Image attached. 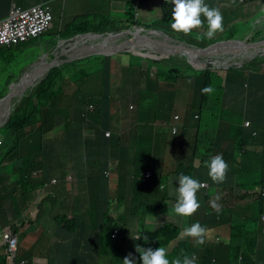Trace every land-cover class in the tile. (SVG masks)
I'll use <instances>...</instances> for the list:
<instances>
[{
    "label": "trees",
    "instance_id": "trees-1",
    "mask_svg": "<svg viewBox=\"0 0 264 264\" xmlns=\"http://www.w3.org/2000/svg\"><path fill=\"white\" fill-rule=\"evenodd\" d=\"M12 1L0 0V17L5 16L7 10L9 11ZM20 2L26 4L27 1L20 0ZM144 8L147 9L146 6ZM172 10L173 6L171 5H167V8L162 7V14L157 20L158 23L155 22L157 24L147 26V28L162 29L179 40L204 45L222 40L238 39L239 33L234 34L233 29L230 32L226 31L224 35L217 39H207L206 37L197 39V36L203 34V32L196 30H192L190 33L174 31L171 28ZM126 14H128L126 20L98 16L89 21L87 18L80 20L77 17L67 25L64 31V38H71L83 33L100 34L131 28L135 25H143L141 23L142 19L137 21L136 8L133 2H131V7L126 10ZM244 26L250 27L248 23L243 24ZM243 27L241 26L240 28ZM258 36L259 39H264V34L259 33ZM54 45L55 43H52L51 47ZM10 53V50L6 51L0 48V91L5 90L14 83L20 73L29 66V64L21 61L22 58L19 54ZM117 57L105 56L86 61L100 60L103 62L102 69L99 71L102 72L106 90L100 96L93 95L85 89V86L89 84L98 86L99 81L97 82V80L99 78L95 72L80 69L78 73L74 71L67 74L65 72L66 69L74 65L66 64L51 70L37 87L28 89L18 101L9 121L0 129V135L2 136L0 143L4 145V147L0 146V151H2L0 152V232L4 226L11 222V218L24 221V223L29 221L33 224L34 221L31 216L35 215L33 211L34 205L39 201L42 189L47 183L57 178L60 181L59 184L52 191H49L39 204V218L43 216L46 204L52 203L53 213L55 212L53 219L56 220V237L67 241L62 244L66 250H68L67 245L70 240L69 242L73 246L79 243L80 246L84 245L89 249L96 257L95 259L90 254L93 260L96 261L95 264H122L116 259L105 256L102 248L104 235L102 231L110 228L102 214L108 212L114 215L115 203L118 202L115 196H122L121 193H118V190L111 188V179L107 177L106 172L112 169V160H118V168L122 165L132 166L128 171V178L132 182L133 194L138 198L137 184L140 180L146 178L147 172H142L148 169L142 168L141 173H138L137 167H139V164L137 163V158H132L130 162L119 159L117 153L112 149L113 146L118 145L117 142L121 139L118 135L113 136V138L101 135V146L103 148L99 146L91 154L86 151L85 138V130L89 128L90 122L95 118V115L89 112L91 106L96 108V112L107 116L104 113L106 108L109 111V115H111V81L113 79L114 59H117ZM135 60L139 62L138 58L134 59L131 62L132 64H130V68L128 70L125 69V76L127 77L120 81V86L117 89L118 96L121 98L119 102L121 104L128 102L129 104L139 105L150 99L155 103H166L175 110H178L179 106L182 105L185 129L195 125L197 131L199 130V134L205 133L211 136L212 139L225 134L224 128L216 132L219 125L218 119L222 120L224 116H232L236 103L247 93L245 88L247 84L264 83V75L253 77L250 75V72L254 70L258 74L262 73L261 67L255 69L258 66L256 64L253 65L252 69L241 67L240 65L238 68L233 67L231 70L230 68L217 67L206 71H196L189 61L185 59L192 73L175 76L163 66L156 65L154 60L146 59L149 62L147 67L144 64L145 61L140 60L141 62H139L141 64L140 73L145 77L144 84L137 87H128L125 81L139 74ZM164 62L173 61L166 59ZM243 62L245 61L241 60L238 64H243ZM155 71H157L160 78L153 81V84L149 86L150 80H152L151 76ZM74 73L75 75H70ZM120 76L121 73L118 77ZM164 76L165 79L162 80ZM66 84H69L68 89H66ZM181 84L184 85L183 89L179 87ZM207 85H212L214 88L213 93L210 95L201 91ZM1 96L2 94H0V99ZM161 114L164 115L166 112ZM171 119L172 116L154 118V122L168 124ZM72 120L75 121L74 124H77V128L67 130L66 125L69 122H73ZM65 129L67 131L66 134ZM60 132L62 134L58 136V140L52 139L55 134ZM137 139L139 142L140 137ZM147 150L148 153L143 158V163L149 161L151 157V147L147 146ZM222 150L227 151V148H222ZM200 151L204 153L210 150L201 149ZM66 160L74 163L72 170L77 171V176L79 174V179L74 184V188L79 190V193L75 197V216L73 218L68 211L70 208L68 205L70 188L66 182L68 173L64 172L66 166L61 169L59 175L55 173ZM77 161H82L83 166ZM255 161L258 164H262V174L258 182L253 184V186H261L264 189V155L255 156ZM96 162H98L97 165H95ZM180 168H183V166L180 165ZM164 188L161 194L166 195L167 192ZM254 205V207L249 208V211L253 209V212L239 219L237 218V221L233 224L253 219L256 212H259V216L262 217L264 215V199L259 200ZM162 209V207L144 208V211L146 214H152L157 217L159 215L157 211ZM131 210H133L131 207L127 210L125 209V216H130L132 212L129 211ZM206 212L209 213L210 210ZM120 216L123 217L122 215ZM114 218L117 221V217L114 216ZM159 222L160 219L155 218L153 226H161L160 230L143 235V237L148 238L147 241L144 238L141 240L131 238V241H129L128 237H131V232L134 234L135 232L131 229L127 230L123 222V225L119 228V238L114 244L121 247H129L134 255L139 257L140 254L135 252L136 245L144 247L146 243L155 241L160 246H165L176 241L180 236V229L173 225L158 224ZM116 224L119 226V223L116 222ZM233 224H226V228L230 233H233L232 238L235 241L237 239L235 231L238 230L233 228ZM230 227L232 230H230ZM245 229H247L246 226ZM169 232L177 235L168 238L163 244L161 240ZM179 246H189V248H197L203 253H207L209 264L213 263L215 252H212L211 249L215 248L214 245L207 244L206 241L203 245H198L196 242L191 244L190 241H186ZM182 249H177L175 252L181 253ZM218 251L221 252L222 248H218ZM19 252L21 254L24 252L23 244L20 246ZM231 253L234 257L224 264H233L240 261V253L238 254L233 248H231ZM242 262L243 264H256V260L253 257H244ZM0 264H5V256H2ZM68 264L78 263L71 260Z\"/></svg>",
    "mask_w": 264,
    "mask_h": 264
},
{
    "label": "clouds",
    "instance_id": "clouds-1",
    "mask_svg": "<svg viewBox=\"0 0 264 264\" xmlns=\"http://www.w3.org/2000/svg\"><path fill=\"white\" fill-rule=\"evenodd\" d=\"M15 1L16 0H13L11 2L10 6H9L8 14L6 16L2 17L0 19V22L5 20V19L7 20L10 17V14H11L13 7L20 9L22 12L29 11V10L33 9V7H36V6H40V8H41V19L39 20V22H37V26H38V29H37L38 34L37 35H35V36L32 35V36L28 37L26 40H18L17 42L12 43L10 46L0 45L1 49H4L6 51L10 50L11 53L19 54L20 57L22 58L21 61L29 64V66L20 73V75H21L24 71L28 70L29 68H32L35 64L37 66L42 65L45 67L46 63H48L52 59V53L55 51V49L58 47V45L61 43V41L71 39L77 35H75L71 38H64L63 35L61 34L58 37V40H56L55 42L45 44V46L42 48L41 53H39V55H44L46 57L42 61H40V58L35 59L33 61L25 60L24 55L26 53V49H25L26 44L31 42L32 40L39 38L42 35L48 33L54 27L55 19H54V16L52 14L51 4H52V2H54L56 0H32L31 4H29L30 0H26L27 1L26 4L21 3L20 0L18 2H15ZM160 1L162 4V7L167 8V5L173 6L171 28L174 31L183 32V33H190L192 30H196L198 32H203V34L197 36V39H204L205 37L207 39H217V38L221 37V36H219V37L213 38L217 32L223 31V15L220 12L221 8H219L218 6L220 4H222V6H227V4L229 3L227 0H160ZM131 2H133L134 7L136 8V13L138 12V14H139V13H141L140 10L145 9L144 8V6H146L145 0H129L128 1L129 7H131ZM142 2H143V4L141 5ZM117 3L118 2H116L114 4L117 5ZM239 3H240V7L242 9L243 8V0H239ZM23 5H25V6H23ZM248 5H251V4L248 3L247 6ZM124 6H125V10H124L123 14L128 15V14H126V10L128 9L127 5L124 4ZM145 11H149V10L145 9ZM145 14H146V12H145ZM201 16H203L207 19V24H208V28H207L208 30L207 31H203V28H205V27L202 26L203 21L201 19ZM76 18H74V20ZM140 19H141V15L139 18L137 17V21ZM258 26L260 28L257 31L254 30V33L249 34L245 39L238 38L237 40H228V41L222 40V41H218L216 43H210V44H206V45L198 44V45L207 46V45H214V44H217L220 42H231V41H242L243 42V41H245L252 48L243 52L242 54H249L250 53V54H255L256 57L264 58V46H263L264 39H259V36H258L259 33L264 34V10L262 12V17L257 18L254 21V28H257ZM66 27L67 26L64 27V31H65ZM142 27H144L148 30L154 29V28H147V26H145V25H137V26L135 25V26H132L131 28L141 29ZM124 29H130V28H124ZM119 30H122V29H119ZM155 30H162V29H155ZM231 30L232 29L229 26H227L226 31L230 32ZM64 31H61L60 33L64 34ZM115 31H117V30H115ZM162 31H164V30H162ZM164 32L167 33L166 31H164ZM87 34H89V33H83V34H78V35H87ZM90 34H94V33H90ZM100 34H102V33H100ZM167 34L170 35L169 33H167ZM224 34H225V32L222 35H224ZM170 36L173 38H176L172 35H170ZM176 39H178V38H176ZM82 40H85V38H82ZM184 42H186V41H184ZM52 43H55V45L53 47H51ZM189 43H192V42H189ZM132 52L139 54V53H145L147 51L137 49V50H133V51L122 52L120 54L124 53L125 55H128V54H132ZM118 55L119 54L110 55V56H118ZM145 57H147V56H145ZM100 58H102V57H100ZM146 59H152V58L147 57ZM235 59L236 58H234L232 60H235ZM152 60L155 61V59H152ZM159 60H164V59H159ZM167 60H174V59H167ZM238 60H240V59H238ZM85 61H87V60H85ZM85 61H82V62H85ZM35 62H38V63H35ZM245 62H247V61H245ZM40 63H43V64H40ZM79 63H81V62H79ZM66 64H77V63H66ZM240 65L241 64H237V67H239ZM213 69H215V68H213ZM208 70H210V69H208ZM196 71H198V70H196ZM250 73H252L254 75L261 74V73H259V74L256 73L255 70L251 71ZM20 75L18 76V78L20 77ZM18 78H17V80H18ZM17 80L14 83H16ZM162 80H164L163 77H162ZM14 83H12V84H14ZM261 85L264 86V83L261 82ZM10 86L7 87L5 90L0 91V94H2L0 101L10 93ZM37 86H34V87H37ZM34 87H32V88H34ZM201 91L204 94L210 95L211 93H213L214 88L212 85H207L204 88H202ZM22 96L17 100V102L15 103V106L17 105L18 101L22 98ZM120 100H121V98H119L118 92L111 93V115H109L108 109L105 108L104 113H106L107 116L102 115L103 119L101 121L102 124L105 126V134L100 133V136L104 135L108 138H113V136H115V135L120 136L121 139L117 142L118 145H122V146L126 145L127 147H131L132 143L136 142L140 145L136 148V152H138V153L142 152L144 154V157H145L148 153V150L146 148L147 145L146 144L143 145V142H141V136L142 135H147V134L152 133V132L154 134L156 132H158L160 134H165V135L170 134L172 137L175 138V143H184V142L188 141L187 140L188 138H190V140H191L194 137H198L196 147L193 150V153H191L190 156L185 161L188 164V167L182 165L183 168H180L179 165L175 164L178 166L179 172H181V174L178 177V185L179 186L176 188V192L178 193V198H177V201L173 205L174 206V213L179 215V219L181 221L186 222L187 224L171 223L168 225L169 226L170 225L177 226L180 229L179 235L187 236L186 238L181 236V239L179 242L190 241V242H192V244L194 242H196L198 245H203L206 241L207 244L214 245L215 248L211 249L212 252H215V258L212 260V262H213L212 264H224V263L228 262L231 258L234 257L231 253V248H233V242H234V240L232 238L233 233H230L229 230L223 232V230H227L226 224H233L235 221H237V218L239 219V217H243L246 214L253 212V209H251L249 211V208L254 207L255 206L254 204L256 202L264 199L263 187H261V186L254 187L253 184H251V185L242 184L241 181L238 180V178L241 177L242 173L238 174V175H236L237 176L236 177L237 183L235 186H239V187L251 186V188L254 191L250 192V195H246V197L243 200H230L228 197V194L234 195V192H235L234 187L235 186H232L233 188H231V189L226 188L227 190H224L225 187H219V185H216L218 190H215L212 188L210 183H207L205 181L200 182L197 179L198 177L196 176V174L202 173V172L198 171V168L196 167V161H199L202 164H207L206 166L209 169L208 175L212 179V181H214L215 183H219V184H226L227 183L228 178H229V176H227V172H228V168L230 167L228 161L233 162L234 155L232 153L234 151H236V150H228L229 141H227V138L224 135L221 137H217V138H219V142L216 144L215 148H207L205 146V144L203 143V141L206 139H212L211 136H208L205 133H202V135L199 134V130L197 131V128L195 127V125L193 127H189L187 129H185L186 126L184 125V122H182L179 125L174 123L175 117H176L177 122L181 121V117L176 116L177 110L172 108L170 105H168L166 103H164V104L158 103V102L155 103V102L151 101L150 99L144 101L143 103H141L139 105L129 104L128 102H126L125 104H121L119 102ZM243 100H244V97L239 99V101L236 104L241 105V102ZM184 103H185V101H184ZM15 106L13 107V109L15 108ZM118 108H125L127 111H129L131 113V119H130L129 123L126 125V127H124V128H119V127L115 126V123H114L115 109H118ZM13 109L11 110L9 119L11 117ZM95 109L96 108L91 106L89 112L91 114L95 115V111H96ZM179 109H181L182 111L184 110L182 105L179 106L178 110ZM238 109H241V106H238ZM163 112H166V114H164V115L161 114ZM133 116L138 117V120H139L138 123L132 121ZM167 116H172V119H171L170 123H168V124H162L159 122H154V118H164ZM9 119H8V121H9ZM93 122L94 121L90 122V126L97 127V128H99L101 126V123L98 125H95ZM226 126H231V124L229 122H227L224 124V126L222 128H225ZM254 126H256L257 128L260 127L259 129L264 131V111L254 114L252 116V121L251 122L248 121L246 123V128L252 130V136L254 138H258L260 136V134L256 130H254ZM217 131H218V128L216 129V132ZM97 132H98V130H97ZM138 137H140L139 142L137 139ZM244 144H247V143L244 142ZM244 144L242 145V153L246 154V152H253L254 151V149H252L253 146L249 147V146H245ZM247 147H248V150H247ZM222 148H227V151H223ZM201 149H207V150L209 149L210 151L204 152L206 154L211 153V152H213V153H225V154L224 155L217 154V155L211 157L209 159V161H207L205 159V154L201 153V151H200ZM245 150H246V152H245ZM226 155L227 156L230 155V159H228V158L226 159L225 158ZM246 155H248V154H246ZM254 156H257V155H254ZM191 159L193 161H192V163H189V161ZM142 160H143V158H142ZM152 176L153 175L151 172H148L146 175L147 178H151ZM55 181H57V182H55ZM73 181H74V179L71 176H69V174H68L67 178H66V182L69 184ZM59 182H60L59 179L55 178L51 182L47 183L44 186V188L41 191V196L39 198V201L37 202V204L34 205L33 211H34L35 215L31 216L32 220H37L39 218V211H38L39 204L45 198L47 193L49 191H52L53 188L59 184ZM69 188H70V184H69ZM199 190L202 193H204L206 198L208 199L209 209H207V210H210V212L208 214L210 217H211V215L215 214V211L219 212L221 210L219 218H218V220H221L220 234L217 235L216 241H210V239H209V232H211L214 229H211V231L207 232V229L205 227L206 225L199 223L200 221H199L198 216L204 207L201 199H198V197H197V193L199 192ZM217 191H218V193H217ZM54 197H56V196L54 195ZM50 204L53 207V204L52 203H50ZM115 207H116V209L113 210L114 215H111L108 212L106 214H102L106 223H108L110 225V228H108L107 230L112 232L110 234V237H112L114 239V243L119 238V230H120L119 228L121 227V225H123V222L125 221V219H129L130 224L132 221L138 219L139 222H138V225L136 228L138 229L139 232H141V234H139V232L135 228L134 229L135 234L133 232H131V238L134 240H141L142 238H144V240L147 241L148 238L143 237V235L148 234L149 232L153 233L154 230H151L148 227L145 228L143 224L140 226V220H141L140 217L125 216L124 211H123V207L119 206L118 203H115ZM73 209H75V205L73 206ZM68 211L70 213V216L73 218L75 216L74 210L72 213L73 215L70 212V208L68 209ZM57 212H60V211H57ZM54 213L52 210L50 218L56 224V220L53 219ZM137 213L138 212H134V214H137ZM44 214H45V212H44ZM158 214H159L158 217L160 218V221H161V217L164 213L158 212ZM120 215H122L123 217H121ZM146 215H149V214H146ZM114 216L117 217V221L115 220ZM228 216H229V218H228ZM10 220H11V222L9 224H7L6 226H4V228L0 232V245H1L0 246V251H1L0 262L2 260V256H5V264H17L16 260H17V257L19 254V249L21 246L20 233H22V231H24L28 227L27 222H29V221H26L24 223V221L14 220L12 218ZM144 220L145 219L143 218V221ZM189 220H192V221L189 222ZM116 222L119 223V226H117ZM207 222H208V219H207ZM262 222H264V215H262ZM233 228H236V224H233ZM111 229H114V230H111ZM131 230H133V229H131ZM230 230H232L231 227H230ZM11 231L13 232L14 236L18 238V241H19L17 255H16L13 263L9 262V254L7 252L8 244L4 241V238H3V235L5 233L11 232ZM55 231H56V226H55ZM224 233H225V235H224ZM113 235L115 237H113ZM212 239H213V237H212ZM69 241H68V245H67L68 250H66L62 246V244L66 243L67 241H63L62 239H59L58 237H56V232H55L54 236L51 238V240L47 241L45 243V245L39 249V255L41 253H45V252H49L50 254H52V258H50V259H46L45 257H42L40 255V258L42 259L43 263H46V264H68L71 262V260L74 262H77L78 264H95L96 263V261H94L93 258L90 256V254H92L93 256H94V254L89 249H87L86 247L83 248L82 246L79 245V243H77V244H75V246H73ZM224 241H228V243H225ZM174 242L175 241H173L171 244H173ZM171 244H169V245H171ZM104 246H105V242L103 241L102 242V248H104ZM116 246H117V248L122 250L123 255L125 254V249L129 248V247H121L119 245H116ZM220 247L222 248L221 252L218 251V248H220ZM2 248H3V251H2ZM168 249H171V247L159 245L158 248L153 249L151 247L144 248L140 245H136L135 252L140 254L139 257H136L134 255L133 251L130 249L131 252L128 253V255L123 259L122 264H140L141 263L140 261H142V264H196V260L199 261V264L200 263L201 264H203V263L209 264L208 259H207V257H208L207 253H202V252L200 253L197 248H189L188 250H184V247H180L178 245L176 247V250L182 249L181 254L183 255V259L177 257L171 261L169 259L172 255L168 258ZM190 250L194 252L193 257H189L186 255L187 252ZM195 252H198V254L200 256L199 258ZM103 253H107V252L103 250ZM20 255H21V253H20ZM244 257H246V256L245 255L240 256L239 260H240L241 264H243L242 260H244ZM21 259L22 260H21L20 264H28L29 263V259H25L23 257H21ZM95 259H96V257H95Z\"/></svg>",
    "mask_w": 264,
    "mask_h": 264
},
{
    "label": "rangeland",
    "instance_id": "rangeland-1",
    "mask_svg": "<svg viewBox=\"0 0 264 264\" xmlns=\"http://www.w3.org/2000/svg\"><path fill=\"white\" fill-rule=\"evenodd\" d=\"M19 0H16L15 2H18ZM128 1L129 0H56L52 2L51 7H52V14L54 16V27L46 34L40 36L39 38L32 40L31 42L26 44V53L24 55L25 60L28 61H33L35 59L40 58V61L44 60L46 57L44 55H39L41 53L42 48L45 46V44L55 42L58 40V37L63 34L60 33L61 31H64V27L67 26L69 23H71L74 18L79 17L80 20H84L85 18L89 19V21H92L95 17L97 18L98 16H104L108 18H121L126 20L128 18V15L123 14L122 12L124 11L122 7V12L121 14H118L117 12L114 11V3H123L128 6ZM229 3L227 6H222L220 4L218 7L221 8L220 12L223 15V31L222 32H217L213 38L222 36L224 32L227 30V26H229L231 29H233L234 34L239 33L238 38L240 39H245L249 34L254 33V30L257 31L260 27L258 26L257 28H254V21L257 18L262 17V12L264 10V0H243V8L241 9L239 0H227ZM146 3V8L149 11L140 10L141 13L138 14L137 12V17L139 18L141 15V23L145 26H154L157 24V20L162 14V4L160 0H145ZM250 3L251 5L247 4ZM143 2L141 3V5ZM247 6V7H246ZM146 12V14H145ZM146 18V19H145ZM145 19V20H143ZM201 19L203 21L202 26L205 27L203 28V31H207L208 29V24H207V19L203 16H201ZM157 22V23H155ZM248 23L250 27H243V24ZM239 25V27H237ZM243 28H240V27ZM64 37V34H63ZM49 54V53H48ZM147 52L145 53H139L136 54L135 52H132V54L125 55L119 54L117 59H114V71H113V79L111 81V93L117 92L118 87L120 86V81H122L126 74V70L130 68L131 62H133L134 59H139L138 61L141 62L140 60L145 61L144 64L147 67L149 62L146 60L147 57L146 55ZM255 54H241L239 55L235 60H227L228 62L226 63H221L220 65L216 66L219 68H230V70L235 66L237 67V64L239 61L244 60L247 62H243L241 64V67H248V68H253V65L256 64L258 65L255 69L261 67L262 68V73L259 75H254L250 74L253 76H262L264 75V58L261 57H256ZM186 59V58H185ZM184 57L178 56L174 60H170L173 62H164V60H155L156 65H161L165 69H167L172 75L178 76V74H191L192 72L189 70L188 65L186 64ZM240 59V60H238ZM187 60V59H186ZM135 60V64L138 66V76L131 77L129 80L125 81V84L128 87H137L141 86L144 84L145 77L141 72V64ZM38 63V62H35ZM66 65V64H65ZM74 65L72 67H69L66 69V73L74 72L78 73L80 72V69H86L87 71H92L95 72L98 75V86H93L92 84L86 85L85 89L88 90L90 93L93 95L99 96L101 95L105 90V82L102 79V72L99 71L101 70L103 66V62L100 60H93L92 62H81L77 64H70ZM214 67V68H216ZM126 69V70H125ZM123 71V72H122ZM70 74L71 76L75 75ZM121 73V76L118 77ZM117 76V78H116ZM37 77L36 74H34L33 78L35 79ZM152 80H150L149 86L153 84V81L160 78L157 74V71H155L152 76ZM165 79V76L163 77ZM175 80V79H174ZM181 89L184 88V85L181 84L179 86ZM69 88V84H66V89ZM247 89V93L244 96V100L241 102V105L236 104L235 107L233 108V114L231 117H226L224 116L223 119H218V131L224 126L225 123L229 122L231 124L230 127V135L231 137L227 138V141H229V146L228 150H237L238 148H242V144L245 146H255L253 152H246V154L251 155H257V151H261L263 147L261 146L262 143L259 141H262L264 137H262V134L264 136V131L257 128L254 126V130H256L260 136L258 138H254L252 136V130L246 128V123L248 121H252V116L258 112H263L264 111V86L261 84H255L253 85L252 83H248L247 86L245 87ZM238 106H241V109H238ZM176 116L181 117V121L177 122L176 117L174 123L177 125L181 124L183 122V113L182 110L179 109L176 111ZM126 117L122 118L125 119ZM102 119L103 116L95 111V118H94V123L95 124H100L101 126L98 128V132L101 134H105V126L102 124ZM74 126L71 124L68 126V128H73ZM91 131L92 129L86 130V139H87V147L86 151L87 153L90 151V144L92 143L91 139ZM217 131V132H218ZM64 133V132H63ZM60 135V133L55 134L52 139H57V137ZM195 136V135H194ZM0 135V139H1ZM187 142L184 143H175V138L172 137L170 134L165 135V134H160L156 132L153 137L146 143V145H149L152 147L150 156L153 155L155 150L157 148L164 150L165 152V157L167 158V163L170 165H183L188 167V164L185 162L187 158L190 156L191 153H193V150L196 147V143L198 140V137H194L193 139L190 140V138L187 139ZM190 140V141H189ZM247 141V142H246ZM219 142V138H213V139H206L203 141L205 146L207 148H215L216 144ZM1 147H4L3 143H0ZM142 145V144H141ZM264 145V144H263ZM95 149L96 145H93ZM140 146L138 143L133 142L131 147H126V158L125 160L131 161L132 158L136 155V148ZM2 152V151H0ZM264 152V151H263ZM205 154V159L209 161V159L217 154H222L224 155L225 153H204ZM142 158H144V154L142 152L138 153L137 156V163L139 164L138 173H141L142 168H146L148 170H153L154 168L157 167V163L154 161H147L143 163ZM192 159L189 161V163H192ZM66 162H63L62 165L59 167L58 171H56V174H59L61 169L66 166ZM77 163L82 164V161H77ZM136 163V164H137ZM96 163L95 165H97ZM143 164V165H142ZM207 164H202L199 161H196V167L198 168L199 172H206L208 173L209 169L206 166ZM185 167V168H186ZM64 172H67L69 176H71L74 181L69 183L70 184V192L69 196L70 199L68 201V205L70 206V212L71 214L73 213V206L75 205V197L78 195L79 190L74 188V184L77 182V171L72 170V167L69 166ZM246 174V171L242 173L241 177L243 179L244 175ZM212 181V179H211ZM215 183L214 181H212ZM139 186V195H146L149 193V191L145 190L142 187V184L138 182L137 184ZM254 191L251 186L248 187H239L237 186V193L235 195H230L228 194V197L230 200H243L246 195H250V192ZM227 207V206H226ZM53 207L50 203L46 204L45 206V214L43 217H50L52 213ZM221 211V210H220ZM220 211L217 212L215 211V214L211 215V218L214 220L213 226H215V229L209 232V239L210 241H216L217 235L220 234V232L217 230L219 224H221V220H218ZM73 215V214H72ZM260 213L256 212L254 214V218L245 222H240L236 224V228L238 231H235V237L237 238L233 242V249L240 253L241 255H245L247 258L248 257H253L256 260V264H264V222H262V217L259 216ZM259 217V218H258ZM178 218V215L174 213V206L170 208L169 212H164V214L161 217V223L162 224H171V223H176L174 222ZM229 218V216H228ZM241 221V220H240ZM139 220H134L129 222V219H125L124 224L127 230L129 229H135L138 225ZM245 226L247 229H245ZM228 231L223 230V232ZM104 233L103 235V241L105 242V246L103 248L105 253V256H108L112 259H116V261L123 262V259L130 253V249L127 248L125 249V254H122V250L115 247L114 245V239L110 237V234L112 233L111 231L105 229L102 231ZM20 237L23 238L22 233H20ZM113 237H115L113 235ZM122 237V234H121ZM213 237V239H212ZM208 239V238H207ZM208 239V240H209ZM225 243H228V241H224ZM149 246H144V248L151 247L153 249L158 248L159 244L156 243L155 241H152L151 243L148 244ZM85 248V246H82ZM199 250V249H198ZM191 251V250H190ZM184 254V253H183ZM194 252H187V256L193 257ZM42 257H45L46 259L52 258V254L49 252L41 253L40 254ZM181 258L183 259V255H175L170 257V261L175 259V258ZM21 255L20 252L17 257V264L21 263ZM142 264V261H140ZM28 264H38L36 263L32 258L29 259ZM196 264H199V261L196 260ZM233 264H241L240 261L234 262Z\"/></svg>",
    "mask_w": 264,
    "mask_h": 264
},
{
    "label": "crops",
    "instance_id": "crops-1",
    "mask_svg": "<svg viewBox=\"0 0 264 264\" xmlns=\"http://www.w3.org/2000/svg\"><path fill=\"white\" fill-rule=\"evenodd\" d=\"M31 3H32V0H30L29 4H31ZM120 6H122L123 9L125 10V6L123 3H117V5H114V8H113L114 11L117 12L118 14H121V12H122V7H120ZM7 14H8V10H7L5 16ZM2 17H4V16H1L0 19ZM124 117H126V118L122 119ZM130 119H131V113L129 111H127L125 108L115 109V120H114L115 126H117L119 128H124L129 123ZM72 121L73 122H69L66 125L67 130H73V129L77 128V124H74L75 121L74 120H72ZM132 121L138 123V121H139L138 117L133 116ZM71 124L74 127L68 128V126H70ZM95 125H98V124H95ZM230 127L231 126H226L224 128V130H225L224 136L226 138L231 137ZM90 128L92 129V131H91L92 143L90 144V151L88 152V154H91L92 151L97 150L99 148V146H101L100 133L97 132L98 128L89 126V128H87L86 130H88ZM86 130H85V138L87 137ZM66 133H67V131L65 129V134ZM61 134L62 133L60 132V135ZM153 135H154L153 132L149 133L147 135H142L141 136V142H143V143L148 142L153 137ZM262 137H264L263 134H262ZM58 138L59 137H57V139H54V140H58ZM259 142L262 143L261 146L263 147V149L261 151H257L256 154L257 155H264V152H263L264 151V145H263L264 144V138L262 139V141H259ZM94 144L96 145L95 149H93ZM86 145H87V139H86ZM147 146H149V145H147ZM126 147H127L126 145H123V146L122 145H115L112 148L117 153V155L119 156V159H121L122 161H124L126 158L125 157L126 156L125 155L126 154L125 153ZM253 147H255V146H253ZM253 147H252V149H254ZM151 150H152V147H151ZM247 150H248V147H247ZM232 154L234 155V157H233V162L228 161L230 167L228 168V172H227V176H229V178H228V181L226 184L213 183L211 181V178L209 177L208 173H206V172L196 174V176L198 177L197 179L200 182L205 181L207 183H210L212 188L215 190H218L216 185H219V187H225L224 190H227L226 188L231 189V188H233L232 186L236 185V183H237V179H236L237 176L236 175L244 173V171H246V174L244 175L243 179H242V177H239L238 180L241 181V183L245 184V185L256 184L258 182L259 176L262 174V164L261 163L258 164L255 161L254 154L246 155L245 153H242V148H238ZM137 156H138V152H136V155L134 156V158H136ZM225 158L230 159V155H228V156L226 155ZM150 160L157 163V167L154 170H144L142 173L151 172L153 176L151 178L146 177L145 179H142L139 181L142 184V187L145 190L149 191V193L146 195L140 196L139 192H138V198H136L134 196L133 188H132V182L128 178V171L131 169L132 166L122 165L121 167L118 168L117 167V161L118 160L117 161L112 160L111 163H112L113 167L111 170H108L106 172V174H107V177L111 179V181H110L111 188L118 190V193L122 194V196L116 195L115 198L118 201L117 203L119 204V206L123 207V211H125V209L127 210L130 207L133 208V210H131L129 212H138V213L137 214L131 213L130 216L131 217H140L141 218L140 226L143 224L145 228L148 227L151 230H154V232H156V231L161 229V226H153L154 225V219L155 218L160 219V218L158 216L156 217L152 214L146 215L144 212V208H150L151 209L154 207H162L163 209L159 210L157 212H162V213L169 212L170 208L173 207L174 203L177 201V198H178V193L176 192V188L179 186L178 185V177H179L180 172H179L177 165H170L167 163V159L165 157V152L162 149L157 148L155 150V152L153 153V155L150 157ZM96 163H98V162H96ZM69 166H71L73 169L74 163L73 162H67L66 169ZM160 177H161V179H160ZM77 179H79V174L77 176ZM161 182H162V184H161ZM163 188L167 192L166 195L161 194V191L163 190ZM137 189L139 190L138 185H137ZM200 190L197 193V197H198V199H201L204 207L198 216L199 221H200L199 223L206 225L205 227L207 229V232H209V231H211V229H215V226H213L214 220L208 215L209 213L206 212L207 209H209V202H208V199L206 198L205 194L202 193ZM234 191H235L234 192V195H235L237 193V186L234 187ZM217 193H218V191H217ZM163 201H164V203H162ZM143 218L145 219L144 221H143ZM239 218H241V217H239ZM207 219H208V222H207ZM33 221H34L33 224H31V222H27L28 227L24 231H22L23 238H20V241H21V245L23 244L24 252L21 254V257H23L25 259L32 258L38 264H46V263H43L42 259L40 258L39 249L42 246H44L47 241L51 240V238L54 236L56 224L54 221L51 220L50 217L48 218L45 216L42 218H38L37 220H33ZM191 221L192 220H189V222H191ZM174 222L187 224L186 222L181 221L179 219V215H178V218ZM158 224H161V221ZM220 227H221V224H219V226L217 228V230L219 232H220ZM132 231H134V230H132ZM137 231H138V229H137ZM139 234H141V232H139ZM176 235L177 234H175L173 232H169L163 236L164 238L161 241L164 244L168 238L176 236ZM224 235H225V233H224ZM181 236H183L184 238L187 237L184 235H180L173 244L165 245V246H170L172 249V250L168 249V255H170V256L171 255L175 256V255H179V254L182 255L181 253L175 252L176 247L178 245L185 243V241L179 242L181 239ZM128 240L131 241V237H128ZM149 243H151V242H148L145 245L149 246L148 245ZM191 244H192V242H191ZM114 246L117 247L116 245H114ZM188 249H189V246L184 247V250H188ZM2 251H3V248H2ZM189 252H191V251H189ZM199 252L201 253L202 251L199 250ZM195 253L198 255V258H199L200 256H199L198 252H195ZM0 257H1V251H0Z\"/></svg>",
    "mask_w": 264,
    "mask_h": 264
},
{
    "label": "water",
    "instance_id": "water-1",
    "mask_svg": "<svg viewBox=\"0 0 264 264\" xmlns=\"http://www.w3.org/2000/svg\"><path fill=\"white\" fill-rule=\"evenodd\" d=\"M90 37H94V39L90 40ZM166 39L172 40L173 45H170ZM251 48L245 41L220 42L207 46L198 45L173 38L162 30H148L144 27L102 34L77 35L61 41L52 53V59L46 63L42 71L32 72L37 66L35 64L32 68L24 71L17 82L10 86V93L0 101V129L6 125L11 110L25 91L39 85L52 69L59 68L66 63H79L139 49L147 51L145 56L155 60L175 59L178 56H183L196 70L206 71L223 62L227 63V60L237 58ZM34 74L37 75L35 79L33 78Z\"/></svg>",
    "mask_w": 264,
    "mask_h": 264
},
{
    "label": "built area",
    "instance_id": "built-area-1",
    "mask_svg": "<svg viewBox=\"0 0 264 264\" xmlns=\"http://www.w3.org/2000/svg\"><path fill=\"white\" fill-rule=\"evenodd\" d=\"M40 19V6L33 7V9L26 12L13 7L10 17L0 22V45L10 46L18 40H26L32 35H37V22ZM3 238L8 244L9 262L13 263L18 251V238L14 236L12 231L5 233Z\"/></svg>",
    "mask_w": 264,
    "mask_h": 264
},
{
    "label": "bare ground",
    "instance_id": "bare-ground-1",
    "mask_svg": "<svg viewBox=\"0 0 264 264\" xmlns=\"http://www.w3.org/2000/svg\"><path fill=\"white\" fill-rule=\"evenodd\" d=\"M94 39V37H90V40H93ZM166 41L170 44V45H173V42H172V40H169V39H166ZM44 69V66H42V65H40V66H37V67H35V70H33L32 72H36V71H38V72H40V71H42Z\"/></svg>",
    "mask_w": 264,
    "mask_h": 264
}]
</instances>
